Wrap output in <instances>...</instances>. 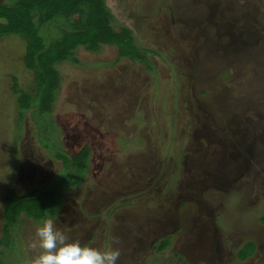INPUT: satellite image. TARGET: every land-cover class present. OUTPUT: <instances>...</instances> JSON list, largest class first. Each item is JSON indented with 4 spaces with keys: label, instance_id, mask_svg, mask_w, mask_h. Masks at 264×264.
<instances>
[{
    "label": "rangeland",
    "instance_id": "obj_1",
    "mask_svg": "<svg viewBox=\"0 0 264 264\" xmlns=\"http://www.w3.org/2000/svg\"><path fill=\"white\" fill-rule=\"evenodd\" d=\"M103 1L145 59L78 46L48 112L0 38V264H29L47 218L117 264H264V0ZM58 22L52 46L86 14Z\"/></svg>",
    "mask_w": 264,
    "mask_h": 264
},
{
    "label": "trees",
    "instance_id": "obj_2",
    "mask_svg": "<svg viewBox=\"0 0 264 264\" xmlns=\"http://www.w3.org/2000/svg\"><path fill=\"white\" fill-rule=\"evenodd\" d=\"M81 9L86 14V23L75 25V31H63L64 38L60 42L57 41L56 46H52L53 41L51 44L45 42L41 35L43 28L51 25L60 26L59 17L71 16ZM34 11L38 13L37 25L34 23ZM11 35L19 36L27 44L23 61L35 74L37 90L40 91L39 111L43 113L50 109L53 94L60 82L57 65L70 61L78 46H85L92 52L97 51L101 45L116 46L120 57L130 60L140 59V61L145 59L135 46L130 29L114 31L112 14L103 0H15L12 5L2 3L0 4V38ZM20 105L23 110L29 109L30 95L22 94ZM87 154L88 151L85 150L80 164H84L82 161ZM13 193L16 192L8 191L4 200H11L12 205L15 206L21 199L15 197ZM50 193L52 197V192ZM46 209L41 210L40 215L35 214L33 217L43 219L53 211ZM20 212L21 210L17 214ZM27 215L32 217L29 212Z\"/></svg>",
    "mask_w": 264,
    "mask_h": 264
},
{
    "label": "clouds",
    "instance_id": "obj_3",
    "mask_svg": "<svg viewBox=\"0 0 264 264\" xmlns=\"http://www.w3.org/2000/svg\"><path fill=\"white\" fill-rule=\"evenodd\" d=\"M113 241L119 243L116 237ZM28 248L32 253L29 264H117L121 255L119 248L102 249L71 241L52 218L37 224Z\"/></svg>",
    "mask_w": 264,
    "mask_h": 264
},
{
    "label": "bare ground",
    "instance_id": "obj_4",
    "mask_svg": "<svg viewBox=\"0 0 264 264\" xmlns=\"http://www.w3.org/2000/svg\"><path fill=\"white\" fill-rule=\"evenodd\" d=\"M122 135H124V134H122Z\"/></svg>",
    "mask_w": 264,
    "mask_h": 264
}]
</instances>
